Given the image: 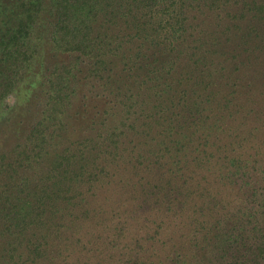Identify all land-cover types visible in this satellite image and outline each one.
Segmentation results:
<instances>
[{"label":"rangeland","instance_id":"obj_1","mask_svg":"<svg viewBox=\"0 0 264 264\" xmlns=\"http://www.w3.org/2000/svg\"><path fill=\"white\" fill-rule=\"evenodd\" d=\"M176 1L153 9L159 40ZM252 1L259 11L245 6L244 20H215L221 27L209 51L178 55L169 39L155 47L149 40L124 73L114 68L120 85L129 81L116 99L110 92L118 85L102 80L104 68L92 76L88 57L75 66L76 56L56 49L73 39L59 31L65 25L56 27L53 0H0V264H264V0ZM219 11L195 13L214 22ZM51 80L68 96L53 118ZM83 106L96 108L94 126L79 120ZM125 152L136 159L120 164ZM109 173L130 190L119 195L124 206L115 223L100 205ZM79 184L75 213L97 203L101 231L85 234L89 222L78 220L86 246L71 243L78 236L48 240L55 228L43 220L51 217L52 188ZM207 185L219 204L197 197ZM192 187L188 211H176ZM96 238L115 245L98 246Z\"/></svg>","mask_w":264,"mask_h":264},{"label":"trees","instance_id":"obj_2","mask_svg":"<svg viewBox=\"0 0 264 264\" xmlns=\"http://www.w3.org/2000/svg\"><path fill=\"white\" fill-rule=\"evenodd\" d=\"M40 1L41 0H39V2ZM169 1L172 0H53V4L50 6V12L55 13L53 17L57 19L56 27L65 25L64 27L62 26L59 31H67L71 34V38L73 39L72 41L66 42L65 46L57 43L55 47L56 49H64L65 52H70L76 56L75 66H77L78 61H83V58L88 57L89 66L93 67L92 70L89 68L88 72L92 76L97 77L99 74L98 72H100L98 70L104 68V74H106V77L103 76L102 80H106L108 87H115L118 85V91L114 90L113 92H110L112 96L117 99L120 96L121 87H126L129 81L126 82L124 80V82L120 85L119 80L123 78L119 77L118 74H114V68L116 65L123 66L124 73L125 68L127 65H129V63L133 62L132 60L134 58L136 59L135 62H137L139 55H141L142 48L149 40H153L151 44L155 47L156 45H163L164 41L169 39V46H171L178 55H183L185 52L190 51H209L212 47L208 44L211 41L218 39L217 36L219 35V32L217 29L221 27L219 21L215 20L221 19L222 17L229 20L230 18H233V21L238 19L244 20V17H246L245 6H254V9H248V12L255 11L256 9L259 11L258 4L252 0L249 2L246 0H178V2H175V5H178V8L174 9V13H169L167 17L163 15V17H165L164 19L166 23V27L163 30H165L167 37L159 40V36L155 37V34L160 35L162 33L160 32L159 34V30H157L159 28L156 26V20L154 23H152L154 20V18H152V12L156 6H164V4L167 5ZM242 1L245 2V5H238ZM202 6L209 8L212 11H216V9L219 10L222 7V11L214 13V22H210L209 18L207 21L202 22L198 20V17L195 13L196 9H198L200 12L202 10ZM234 6H240L243 8L240 9L241 14L232 13L234 11ZM69 24L71 28H69ZM150 26L153 28H150ZM152 35L158 41H155L154 38L152 39ZM135 50H137L136 53H134ZM120 56H122V58L114 63V60L118 59ZM61 64L56 63L54 70L58 72L61 68ZM62 67L65 69L64 74L72 76V79L76 81V75L72 74V71L69 70V67H67V65H63ZM76 69L77 68L74 70ZM63 77L64 76L62 75L60 78ZM50 83L53 91L56 94L54 97H52V100L57 103L53 111L49 113V118H53L56 113L61 111L60 107L64 104V101L68 98V96L64 95L62 84L56 85V83L52 80ZM126 92L130 91L128 90ZM73 93H75V91H73ZM171 99L172 98H168L167 100L169 101ZM95 109L96 108L94 107L90 110L88 106H83V110L77 111L76 114H84L83 116L79 117V120L87 126H94L96 123L95 116L97 115V113L94 112ZM43 121L44 120L39 121L37 126L39 127V135L41 128L43 127ZM36 131V129L32 131V134H34ZM43 144L44 143L41 142L39 144V148ZM178 145L183 144L182 142H179ZM189 155L191 156L190 153ZM120 158H122V163L120 164H124L125 160H127V162H131L132 159H136V156L132 157L125 152L120 155ZM2 159L5 160V157ZM117 162L119 161L116 160V163ZM190 163L193 162L186 163L185 168L189 167ZM4 167L5 166H0L1 175L5 173ZM183 169L184 167H181V170ZM130 173L132 174L131 171ZM91 175H96V173L93 172ZM113 178L114 174H110L106 178L108 181L105 183L104 191L107 195L103 198V201L100 204H106V210L101 208V211L104 215L106 212L114 213L110 220L105 218L110 223L111 221L112 223H115V218L118 217L120 212H123L122 206L124 205L121 198H119L121 191H130L126 189L123 184L121 185V180L118 184H115L113 182ZM189 180H192L191 176H189L185 182H188ZM80 185L81 184L74 186V189L69 188L58 190L55 187L52 188L50 194L52 196H50V199L55 201L52 206L49 207L50 212H52L51 217L43 220L46 222L48 227L55 228L53 232H50L49 235H46L48 240L50 239L54 242L56 239H60L64 241V239L67 238V241H70L72 238L78 236L79 238H74V240H71V243L75 246L80 244H82V246H86L83 244L86 243L83 240V236H80V233L84 230L79 227V224L78 226H75L78 220H88L89 223H85L89 224L87 231H84L85 234L91 227L99 232L101 231L96 227L97 224H94L96 218L101 217L97 210L93 209L97 206V203L92 206L87 202L81 207V214L78 215L77 212L75 213L74 208L82 205L80 202L76 201L77 193L79 194L78 187ZM135 185L136 184H132L131 190L136 192ZM92 189L93 188L90 186L89 190L93 191ZM183 191L185 200L179 201V204H175V207H177L176 211L178 212L188 211L189 204L191 202L190 196L196 192L193 191V187L192 190L190 188H184ZM80 194L82 193L80 192ZM212 194L213 193L207 185L204 188H200V194H197V197L207 196L209 200L207 203L208 205H210L213 201H217L219 204L221 200H217L215 196L210 200ZM218 194L220 196V193ZM0 201L4 202V199L1 197ZM112 202L119 204V206H116L113 209H108L114 204ZM71 206H73V208ZM172 211L175 212L173 209ZM45 213H47V210ZM57 213L60 214V217L66 219L60 220L59 216L56 215ZM128 213L129 210L126 209V214ZM66 216H68V218ZM68 220L73 224L67 226ZM61 221L67 222L65 224L61 223ZM71 229H73V232L68 233ZM178 231H180L179 228ZM181 237H184V235H181ZM98 238L102 239V235L98 236ZM98 238H96L98 246L111 247L115 245V239L111 241L108 240L107 245ZM138 240L141 241V237L138 238ZM170 240L172 241V238H170ZM37 242H39V239H37ZM26 249H31V247L26 246ZM29 252L30 255L34 254L33 251ZM40 257L44 256H38L37 258ZM202 259H206L205 254L202 255Z\"/></svg>","mask_w":264,"mask_h":264}]
</instances>
